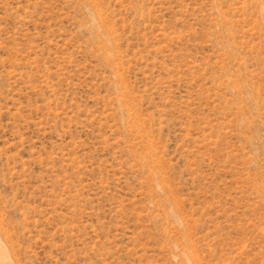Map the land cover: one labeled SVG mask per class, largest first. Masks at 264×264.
Segmentation results:
<instances>
[{
  "label": "rangeland",
  "instance_id": "1",
  "mask_svg": "<svg viewBox=\"0 0 264 264\" xmlns=\"http://www.w3.org/2000/svg\"><path fill=\"white\" fill-rule=\"evenodd\" d=\"M0 264H264V0H0Z\"/></svg>",
  "mask_w": 264,
  "mask_h": 264
}]
</instances>
